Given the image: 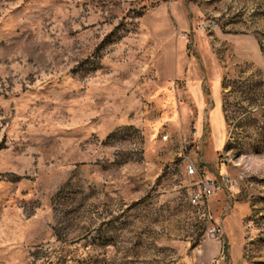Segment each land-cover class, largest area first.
Masks as SVG:
<instances>
[{
  "label": "rangeland",
  "instance_id": "374dc122",
  "mask_svg": "<svg viewBox=\"0 0 264 264\" xmlns=\"http://www.w3.org/2000/svg\"><path fill=\"white\" fill-rule=\"evenodd\" d=\"M0 264H264V0H0Z\"/></svg>",
  "mask_w": 264,
  "mask_h": 264
},
{
  "label": "built area",
  "instance_id": "2783aa9c",
  "mask_svg": "<svg viewBox=\"0 0 264 264\" xmlns=\"http://www.w3.org/2000/svg\"><path fill=\"white\" fill-rule=\"evenodd\" d=\"M186 168L188 173L198 175L194 164L189 163L186 165ZM228 183L230 184L229 178L222 175L218 178L199 176L196 189L190 190L188 193L189 201L192 205L196 206L214 195L222 185H227ZM206 232L212 237H217L221 235L222 229L216 222L210 221L208 222Z\"/></svg>",
  "mask_w": 264,
  "mask_h": 264
},
{
  "label": "crops",
  "instance_id": "0c3cea01",
  "mask_svg": "<svg viewBox=\"0 0 264 264\" xmlns=\"http://www.w3.org/2000/svg\"><path fill=\"white\" fill-rule=\"evenodd\" d=\"M196 89V88H195Z\"/></svg>",
  "mask_w": 264,
  "mask_h": 264
}]
</instances>
